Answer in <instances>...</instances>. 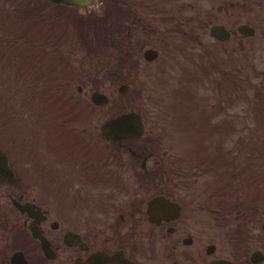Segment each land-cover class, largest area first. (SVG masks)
Here are the masks:
<instances>
[{"label":"flooded vegetation","instance_id":"af4514ba","mask_svg":"<svg viewBox=\"0 0 264 264\" xmlns=\"http://www.w3.org/2000/svg\"><path fill=\"white\" fill-rule=\"evenodd\" d=\"M130 6L125 23L126 63L138 65L131 59L139 46L145 43L146 47H162L165 38L158 39L156 14H137V9ZM252 6L251 18L245 20L255 28L250 35L240 26L244 9ZM212 12L219 19L213 18ZM173 18L177 39L171 47L179 53H188L190 45L180 43L178 36L205 39L215 23L228 30L226 40L210 46L220 48L224 55L222 88L242 91L243 54L264 55V0H173ZM108 63L104 53L101 62L96 61L104 70L112 67ZM255 76L261 82L252 84L259 89L264 85V70H256ZM72 113L73 118H83L75 120L81 124L71 129L83 135L85 141L98 133V110ZM76 136L77 141L56 149L45 142L38 154L32 149L24 153L16 144L6 151L14 176H4L0 166V264H12V257L19 252L21 260L29 264H264V236L255 232L247 237H228L224 230L217 234L184 204L186 201L176 190L181 176L166 172L173 168L161 162L141 169V157L154 153L148 152L144 141L138 143L134 159L123 161L110 157L109 152L102 163H96L95 158L82 156L83 137ZM132 146L118 142L117 148L128 151ZM159 194L179 207H167L152 220L148 201ZM48 241L55 251L54 258L45 254L43 242Z\"/></svg>","mask_w":264,"mask_h":264},{"label":"rangeland","instance_id":"374dc122","mask_svg":"<svg viewBox=\"0 0 264 264\" xmlns=\"http://www.w3.org/2000/svg\"><path fill=\"white\" fill-rule=\"evenodd\" d=\"M22 2V1H21ZM132 2L130 0H123L120 3V10L124 9L126 10L128 8L129 3ZM140 3H149L150 0H144L139 1ZM160 5L164 8H173V5L171 3L164 2L162 3L160 1ZM140 7V6H138ZM143 8H150L154 9L157 8L156 5H143ZM161 11V10H158ZM64 12V9H56L55 12V6L53 5H41V8L37 10V17L35 20H37V26H40L43 28L44 24L39 23L48 20L49 15H55L59 19H63L60 15ZM152 13H155L154 11H151ZM22 14V10H21ZM53 16V18L55 17ZM159 19L163 21L165 24L163 26V30L168 32L169 26L174 24L173 16L170 14H158ZM166 21L168 25L166 24ZM17 24L14 23L13 27ZM70 27H68L69 29ZM40 29V28H39ZM174 36L171 34H167L165 36V42L163 47H161L162 50L170 51L166 46L169 42V40L173 39ZM160 39V38H158ZM106 48V47H105ZM104 48V49H105ZM210 52V50H208ZM55 53V52H53ZM52 53V55H53ZM58 53V54H57ZM53 56H58L61 54V51H58ZM75 58H79L78 60H87V57H85L88 54V51L85 47L76 45V48L73 52H71ZM196 56H199L198 51H194ZM215 59L219 60L220 55V49L217 50V52H214ZM143 56V55H142ZM249 58H257V61H260V57H263L264 55L261 53H249ZM162 59V60H161ZM160 62L157 63V65L152 64L151 67L148 68V71L152 72L151 76H149L148 72H146L147 65L144 63V61L140 64L139 67V73L135 76V79L138 81L135 84L134 90L136 88L140 87L142 83V79L146 81L147 85L146 88L139 90V92L135 93V91L130 90L127 95H123L118 91V86L120 82H115L113 80L107 81L102 78H99L98 73L100 70H97V76L95 78H89L88 81L81 82L83 83V91L86 93H91L95 88L100 89L107 93L110 97V103L104 107H100L98 110V113L100 115V121L105 120L110 115L116 113L119 110H130V109H139L142 108L145 112V115L148 119V122H151L155 125H164L166 127L167 133L163 134V138L160 144L159 153L161 154V151L164 149H167L170 151L169 155L165 157L164 159L167 162L171 161H177L179 164H188L187 166H190V173L187 179H185L184 182H181V184H178L177 186V192L182 195L184 200H189L192 202H195L198 207L201 209H197L196 216L199 217L201 222H208L210 226L213 228L216 226L217 228L222 227V223L225 221H228L227 218H225V214H223V210L219 213H215L213 210L211 211V208L208 209V199H211L209 197L210 192L208 191L209 188L212 187V185L216 182L218 177L221 175L217 174L216 171L213 169H206L201 171L198 167H202L204 164L201 163L199 165V162L197 161V158L200 159L201 155H205L206 151H204L201 155H197V158L195 157V153L189 152L187 145L190 143L188 140L190 137L186 136L184 131L182 132V128L180 127V121L177 117H175V113L171 110H169V107L174 106V99L170 96L169 91L173 90L175 87L179 85V74L180 71L177 72V63L174 62V57L172 53L165 52L164 56H161ZM144 60V58H143ZM264 65L261 63H258V67L262 68ZM58 74V73H57ZM96 74V71L95 73ZM59 76V74H58ZM255 81H258V79L254 78ZM48 82H43L41 84V88L45 85H47ZM26 87L24 86V89ZM19 90L22 91L21 86L19 87ZM192 90L194 92V97L191 98L190 103L195 102H202V103H213L216 102L219 99V93L218 91H215L213 87L207 86V85H196L194 84L192 86ZM25 91V90H24ZM218 94V95H217ZM150 97V98H149ZM248 102L245 99H241L238 101L235 105L230 107L228 109V114L231 113H237L236 119L238 120V128L236 133L228 140L224 142V147L226 149H232L236 148L237 150L233 151V154L235 156L241 157V153L248 152L246 145H241L240 143H236L238 141H244L246 139H253L252 138V131H258V140L261 139V135H264V127L259 126L257 123H255L256 119L253 116V113L247 109ZM162 119V122H161ZM193 142V139L191 140ZM209 144H215L213 141H211ZM215 150L212 149L211 151L208 150V153H214ZM215 155V154H214ZM161 157V156H160ZM126 158H128V154H126ZM189 160V162L187 161ZM185 164V166H186ZM207 167V165H204ZM208 186V187H207ZM195 201H194V199Z\"/></svg>","mask_w":264,"mask_h":264},{"label":"water","instance_id":"95a60500","mask_svg":"<svg viewBox=\"0 0 264 264\" xmlns=\"http://www.w3.org/2000/svg\"><path fill=\"white\" fill-rule=\"evenodd\" d=\"M56 1H63L69 4H76L82 7H87L88 5L95 3L96 0H56ZM147 55H149V58H151L152 56H154V52L149 51ZM120 90H123V87H121ZM93 99L99 104H103L108 101L107 96L99 92H95L93 94ZM102 129H103V134L108 139L111 138L120 139L128 136L141 137L145 131L141 114L135 112L126 113L119 115L118 117L111 118L110 120L103 123Z\"/></svg>","mask_w":264,"mask_h":264}]
</instances>
